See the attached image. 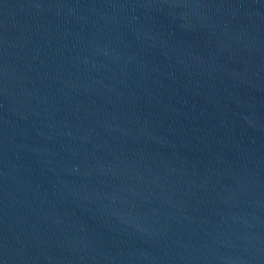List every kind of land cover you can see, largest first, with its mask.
<instances>
[{"label": "water", "instance_id": "1", "mask_svg": "<svg viewBox=\"0 0 264 264\" xmlns=\"http://www.w3.org/2000/svg\"><path fill=\"white\" fill-rule=\"evenodd\" d=\"M0 264H264V0H0Z\"/></svg>", "mask_w": 264, "mask_h": 264}]
</instances>
